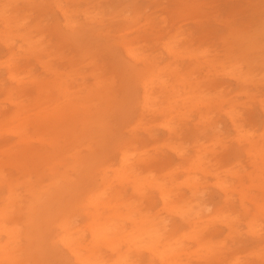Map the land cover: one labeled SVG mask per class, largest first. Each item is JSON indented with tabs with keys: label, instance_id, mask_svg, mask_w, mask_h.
I'll use <instances>...</instances> for the list:
<instances>
[{
	"label": "bare ground",
	"instance_id": "6f19581e",
	"mask_svg": "<svg viewBox=\"0 0 264 264\" xmlns=\"http://www.w3.org/2000/svg\"><path fill=\"white\" fill-rule=\"evenodd\" d=\"M21 1L22 5L15 8L0 5V41L7 49V72L12 83L11 89L24 96L29 93L30 87L19 78L23 73L19 71V61L31 57L41 62V57L46 53L43 45L46 35L54 36L68 46L75 45L79 53L91 54L79 42L95 30L109 28L105 20L122 21L119 31H127L137 23H144L145 26L149 25L147 30L150 33L158 32L155 24L157 15L150 17L143 13L146 7L156 8V0H134L136 3L130 9L124 0H107L111 8L118 6L115 12L111 11L113 16L110 18L105 7L95 3L91 10L87 9L82 14V19L75 18L71 11L58 2L56 6L60 18L52 24L41 15H20L24 11L23 4L33 6L42 0ZM161 19L165 22L164 18ZM115 25L118 24H110ZM171 31L172 28L167 29V40L161 45L167 56L176 58L185 48L178 45V31ZM120 44L122 53L139 63L136 66L129 63L124 66L135 76L131 80L134 88H130V82L126 85L128 92L136 90L131 105L137 109V118L132 125L126 123L130 136L118 140L114 158L108 156L102 161L97 160V152L92 150L89 141L92 137L105 135L104 122L116 105L111 92L114 77L100 76L90 70V74L95 77L93 84H88L83 81L82 73H77V90L68 92L66 86H58L59 95L62 96L56 103L57 110L51 108L48 111L46 107L49 105L38 101L39 104L32 109L20 103H12L13 107L9 111L1 112L8 120L7 127L24 144L18 148L14 146L12 150L19 165L26 166V171L22 173L21 181L3 183L5 188L0 194V264H196L193 258L201 263L203 261V264H247L242 261L241 253H251L249 247L233 239V235L239 233V215L235 211L225 215L227 210L221 205H214L212 200L206 202L200 197L196 198L201 186L197 175L204 176L207 165L217 166V152L213 149L226 138V132L214 125L215 121L209 113L210 107L214 108L219 103L215 94L208 96L199 84L186 81H180L183 83H176L173 87V83L169 84L163 75L165 68L155 63L157 53H136V49L131 48L132 40L125 38ZM257 47L264 49V45ZM197 49L199 51L196 53L202 56L208 51ZM258 60L264 70V57L249 61L235 54L227 56L225 60L214 59L212 62L211 59L208 61L211 63L208 72L230 77L245 89L253 85L256 75L253 64ZM42 63L49 67L47 62ZM38 82L35 77L29 85L41 93L43 91ZM248 92L245 91V95ZM125 99L117 103V114L123 112ZM239 105L233 103L226 112L231 130L238 133L243 132L244 128L238 115ZM176 107L185 108V111L192 107L198 114L197 126L178 125L174 119L184 113H180ZM157 113L162 116L163 128L168 135L165 143L177 157H184L178 144L183 133H196L203 127L210 137L207 143L195 140L185 167L178 169L185 175L182 185L188 191L187 196L184 193L172 194L176 182L173 177L175 168H171L169 163L159 169V176L152 174L154 168L141 170V163L147 164L153 160V156L146 158V150H141L144 139L142 135L137 137L136 130L143 128L142 132L146 131L149 136L151 127L147 126L145 117ZM33 134L48 148L41 151L33 146ZM84 136L89 140L83 139ZM248 136L251 137L252 133ZM62 137L66 138V145L71 140L74 142L65 153L59 145ZM81 140L83 144L75 145V142ZM56 147H59L58 150H55ZM263 147L254 139L247 141L242 150L255 161L259 159L264 162ZM34 167L40 169L33 170ZM83 167L94 169L97 179H88L90 181L83 185V189L78 190L76 177L80 176ZM231 174L224 171L225 176ZM213 177L219 189H227L219 174ZM256 178L261 176L250 177L253 180ZM19 188L21 191H18ZM147 188L157 192L160 207H156L155 211L153 197L148 199L149 207H139L134 203L133 196L143 198ZM127 189L132 195L127 193ZM254 209L255 212L251 214L245 209L243 219L246 232L259 239L258 229L261 224L256 218L261 217L259 213H264V201L255 202ZM216 220L222 222L227 231L224 240L228 238L233 242L225 252L223 248L226 243L223 241L221 247L208 249L216 243L213 241L216 234L209 231L214 229ZM58 245L66 255L60 249L57 251ZM140 250L147 252L148 262L132 258V252L139 255ZM225 255L229 256V260L222 259ZM261 260L264 261V257Z\"/></svg>",
	"mask_w": 264,
	"mask_h": 264
},
{
	"label": "rangeland",
	"instance_id": "374dc122",
	"mask_svg": "<svg viewBox=\"0 0 264 264\" xmlns=\"http://www.w3.org/2000/svg\"><path fill=\"white\" fill-rule=\"evenodd\" d=\"M54 1L57 3H54ZM58 2L71 11L77 19H82V14L87 12V9L91 10V6L95 3L105 7L108 18L112 17V12H115V8H118V6L111 8L107 0H42L33 4V6L23 4L24 11L20 15L23 13L28 14L30 17L41 15L47 19L49 24H52L60 18V11L56 6ZM124 2L128 3L129 9L136 3L134 0H124ZM1 4L9 5V8H15L21 6L22 1L0 0ZM156 4V8L146 7L143 13L150 15V17L157 15L155 17L157 33H150L147 30L149 25L145 26L144 23H137L127 31H119L122 21L117 19L105 20L109 28L101 31L95 30L79 42L86 46L84 50L93 55L79 53L80 51L75 45L68 46L56 37L46 35L43 38L46 53L41 57V62L31 57L19 61V71H23L19 78L27 87H30L29 93L25 96L16 94L11 89L12 83L7 72L9 66L6 62L7 49L0 41V194L5 188L3 183L11 184L21 181L23 179L22 173L26 171V166L19 165V160H16L14 150H12L14 146L18 148L24 146V144L20 143L12 129L7 127L8 120L3 117L1 112L9 111L13 107L12 103H20L28 109H32L33 106L39 104L38 101L46 102L49 105L46 107L48 111L51 108L57 110L56 103L60 101L59 98L62 96L59 95L58 86L60 84L62 88L66 86L68 92L77 90L78 85L75 82L79 79L77 73H82L83 81L88 84H93L95 77L90 74V70H93L97 75H105L115 79L111 92L116 105L108 113V118L104 122L105 135L100 138L92 137L90 140L87 136L83 137V139L91 142L92 150L97 152L95 157L97 160L102 161L107 159L108 156L114 158L113 155L118 140L130 136L126 123L132 125V122L137 118V109L131 105V98L136 90L128 92L126 85L130 82V88L133 89L134 84L131 80L135 76L124 66L128 63L136 66L139 63L122 53L120 41L125 38L128 41L132 40L133 46L131 48L136 49V53L158 54L155 63L160 68H165L166 71L163 75L168 79L169 84L173 83V87L176 86V83H183L180 81H186L191 84H199L200 89L208 96L215 94L219 103L214 108L213 106L210 107L209 113L213 117L212 120L215 121L214 125L221 131L226 132L224 133L226 138L222 139L213 149L217 152L215 155V158L218 159L217 166L210 167L207 165L205 175H197L201 186L196 198L200 197L206 202L212 200L214 205H221L227 210L225 215L235 211L239 215L240 221L238 222L239 233L234 234L233 239L244 246H248L251 251V253L245 251L241 253L242 261L247 264H264V261L261 260V257H264V213H259L258 215L261 217L256 218L261 224L258 229L259 239L251 237L246 232L243 219L245 218V209L251 214L255 212L254 203L264 201V162L259 159L255 161L254 158L248 156L242 150L247 141L254 139L264 146V70L259 66L260 60L258 62L254 61L256 75L252 82L253 85H248L245 89H242L230 77L208 72V68L211 67V63L208 61L211 59L212 62L214 59L216 61L225 60L227 56H234L235 54L241 55L249 61L264 57V49L257 47L264 45V0H156ZM154 11L155 14H153ZM161 18H164L165 22ZM110 24L118 25H115V27L110 26ZM169 28H172V31H178V35H176V39L180 40L178 45L180 48H185V51L183 50L184 52L176 58L167 56L161 45L167 40V34L165 33ZM124 33L125 35L121 36ZM197 48L208 51L202 56L196 53L199 51ZM42 62H47L46 64H49V67H46ZM140 65L142 67L141 63ZM35 77L39 80L38 86L43 91L41 93H38L34 86L29 85ZM220 90H222V93L218 94ZM245 91H249L248 94L245 95ZM124 97L126 99L123 103V112L117 114V103H120ZM55 100L57 101L55 102ZM177 103L180 104L181 102ZM233 103L240 104L238 115H240V122L244 124L243 132L240 133L231 130L229 119L226 116V112ZM175 109L180 110V113H184L183 116L175 117L174 120L178 125L182 126L184 124L189 127L194 124L197 126L198 114L192 107H189L188 111L181 107ZM145 119H147V126L151 127L149 136L146 131L142 132L143 128H138L136 134H138L137 137L142 135L144 139L141 150H146V158L150 159V155H152L153 160L147 164L145 162L141 163V170L154 168L152 174L159 176V169L164 168L165 163H169L171 168H175L173 177L176 182L172 188V194L175 196L176 193H184L187 196L188 191L182 185L185 175L183 172H179L178 169L181 168L182 170L185 167L189 156L192 154L194 141L207 143L210 138L209 135L206 134L203 127L197 131L202 133H183V138L178 142L184 155L183 158H180L165 143L168 135L163 128L162 116L159 113L150 114ZM179 119H183V121H178ZM250 133H252L251 137L248 136ZM33 137L31 142L37 149L43 151L48 148L45 143L38 140L36 134H33ZM153 137H156V139H153ZM66 144V138H60L59 145L64 153L74 145V142L71 140L70 144ZM81 144H83L82 140L81 142H75V145ZM58 148L56 147L55 150H58ZM208 155H211V153ZM37 169H40V167L33 168V170ZM224 171L232 174L225 176ZM88 173H91L90 176H88ZM34 174L33 172L32 175ZM108 174L112 175L111 172ZM215 174H219L220 179L224 181V185L227 187L226 190L219 189L214 184L213 176ZM255 175H259L261 178L250 179L251 176L254 177ZM76 179L78 180V190H82L87 181L97 179V174L94 169L87 170L86 167H83L80 176H77ZM177 185L178 187H176ZM20 189L18 191H21ZM127 191L132 195L129 189ZM150 197L154 199L155 207L153 211H155L156 207H160V202L157 192L153 189L147 188L143 198L133 196L136 201L134 203L139 207H149L148 199ZM213 225L214 229L209 231L216 234L213 239L216 243L208 249L221 247L223 241L226 243L225 248H223L225 252L233 242L228 238L224 240L227 231L222 222L216 220ZM59 249L66 255L58 245L57 251ZM132 254V258L148 262L145 250H140L139 255L133 252ZM53 256L55 257V255ZM193 259L194 263L203 264V261L201 263L196 261V258ZM222 259L229 260V256L225 255ZM152 264L160 263L153 262Z\"/></svg>",
	"mask_w": 264,
	"mask_h": 264
}]
</instances>
